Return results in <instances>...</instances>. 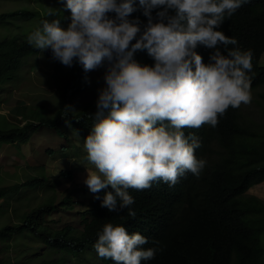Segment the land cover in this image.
Returning <instances> with one entry per match:
<instances>
[{"label": "clouds", "instance_id": "1", "mask_svg": "<svg viewBox=\"0 0 264 264\" xmlns=\"http://www.w3.org/2000/svg\"><path fill=\"white\" fill-rule=\"evenodd\" d=\"M138 1L148 17L143 30L138 18L128 19L134 0H66L71 12L66 29L58 19H45L27 37L41 51L51 48L54 66L57 60L68 69L79 63L85 72L105 67L94 124L84 141L94 165L87 168L84 191L90 198L111 186L101 206L110 212L127 208L132 218L129 189L142 191L161 181L174 186L186 172L198 177L213 163L215 149L212 155L203 152L191 128L215 127L229 107L250 104L247 73L253 67V53L230 48L237 40L220 30L248 0ZM155 8L162 10L153 18ZM205 48L215 49L207 64L197 52ZM145 49L150 59L141 64L133 56ZM148 243L137 227L106 223L94 249L114 264H141L156 255L155 247H143Z\"/></svg>", "mask_w": 264, "mask_h": 264}, {"label": "trees", "instance_id": "2", "mask_svg": "<svg viewBox=\"0 0 264 264\" xmlns=\"http://www.w3.org/2000/svg\"><path fill=\"white\" fill-rule=\"evenodd\" d=\"M134 6L136 10L128 19L135 21L138 18L143 30L148 17L143 14L144 9L138 0H134ZM160 10H152L153 18ZM13 15L30 17L34 12L15 10L0 14V18ZM45 19L53 20L42 16L41 26ZM220 30L237 40V45H229L230 48L238 47L253 53V67L247 73L250 88L264 84L261 59L264 54V0H248L230 18L226 17ZM220 48L227 55V49L223 45ZM40 51L19 35L0 40V83L15 78L23 58ZM213 51L215 49L205 48L197 52L207 64ZM45 53L52 57L51 48L45 49ZM133 58L146 64L150 55L146 49L137 50ZM55 65L60 72L57 111L52 117L36 123L0 128V141H15L39 126L57 127L63 122H69L84 138L91 132L98 94L93 106L69 111L74 97L87 88L89 71L85 72L80 64L68 69L55 60ZM102 69L105 71V67ZM191 136L199 139L203 152L207 151L209 155L218 147L220 158H216L201 176L186 172L174 186L161 181L153 182L150 188L142 191L129 189L135 200L131 205L136 211L135 218L128 216L127 208L120 209L118 206L116 212H110L101 206L104 194L112 191L109 186L99 193H92L82 213L81 225L70 223L55 227L48 222L59 207L68 208L70 205L69 208H73L69 195L57 203L51 200L34 209V213L39 214L38 224L34 226L18 228V223L0 228V240L4 238L1 234L9 230L11 234L8 239H12L13 235L19 238L32 234L45 244L50 258L42 252H35L29 256V261L36 258L37 264H92V259L86 258V255L89 251L98 255L94 249L98 233L106 223H112L137 227V232L149 239V243L143 247L157 249L154 259L142 261L141 264H264L260 238V232L264 231V200L246 194L253 184L264 182V128L249 123L240 107H229L219 117L215 127L204 124L191 128ZM67 172L72 176V172ZM5 190L0 187L1 192ZM97 196L100 198L97 199ZM28 251L25 249L22 253L27 254ZM56 254L60 255L56 257ZM73 257L79 258V262H75ZM101 260L102 264H114L111 259ZM15 263L0 259V264Z\"/></svg>", "mask_w": 264, "mask_h": 264}, {"label": "rangeland", "instance_id": "3", "mask_svg": "<svg viewBox=\"0 0 264 264\" xmlns=\"http://www.w3.org/2000/svg\"><path fill=\"white\" fill-rule=\"evenodd\" d=\"M65 5V0H0V14L15 10L34 12L30 17L13 15L0 18V40L16 35L27 39L32 31L42 28V16L58 19L61 27L66 29L71 23V12ZM49 12L54 14L49 16ZM52 59L46 56L45 50L31 54L23 58L15 78L0 83L1 129L36 123L54 115L59 107V68L54 66ZM261 59L264 64V54ZM89 73L90 84L76 95L69 109L71 112L94 105L97 92L104 84V72L100 67ZM250 91L251 103L240 106L243 116L249 123L264 128V84L250 88ZM84 141L85 138L69 122L57 127L42 125L15 141H0V187L6 189L4 192L8 190L5 195L0 191V228L18 223V228L34 226L39 219L34 209L51 200L57 203L69 194L73 208H69L70 205L68 208L59 207L48 222L55 227L70 223L81 225L82 213L89 200V192L85 196L84 180L87 168H94L88 160ZM219 151L215 147L213 159L220 158ZM67 171L73 172V176L70 177ZM246 194L264 200V182L253 184ZM9 234L11 230L1 234L4 236L0 240L1 260L37 264L36 258L29 261V256L35 252H42L50 258L45 244L34 235L25 234L19 238L13 235L8 239ZM260 238L264 250V231L260 232ZM25 249L29 250L27 254L22 253ZM86 258L92 259V264H102L94 251H89ZM73 260L79 262L77 257Z\"/></svg>", "mask_w": 264, "mask_h": 264}]
</instances>
